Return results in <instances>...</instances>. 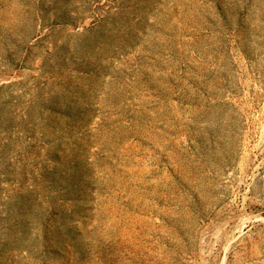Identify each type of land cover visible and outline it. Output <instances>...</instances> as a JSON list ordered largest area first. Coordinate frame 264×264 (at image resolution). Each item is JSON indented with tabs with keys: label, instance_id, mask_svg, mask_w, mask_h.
Masks as SVG:
<instances>
[{
	"label": "rangeland",
	"instance_id": "obj_1",
	"mask_svg": "<svg viewBox=\"0 0 264 264\" xmlns=\"http://www.w3.org/2000/svg\"><path fill=\"white\" fill-rule=\"evenodd\" d=\"M0 264H264V0H0Z\"/></svg>",
	"mask_w": 264,
	"mask_h": 264
}]
</instances>
